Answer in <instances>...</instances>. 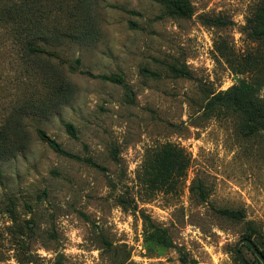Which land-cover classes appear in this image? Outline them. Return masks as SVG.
I'll use <instances>...</instances> for the list:
<instances>
[{"label": "rangeland", "instance_id": "374dc122", "mask_svg": "<svg viewBox=\"0 0 264 264\" xmlns=\"http://www.w3.org/2000/svg\"><path fill=\"white\" fill-rule=\"evenodd\" d=\"M187 1L184 14H171L152 0H0V264H183L178 248L187 264H241L235 247L249 233L262 248L264 130L245 136V115L203 108L211 93L254 80L236 70L246 55H264L250 30L263 0ZM83 16L90 34L65 39ZM26 39L60 59L30 54ZM100 74L121 76L132 98L92 76ZM38 129L104 170L59 155ZM166 143L184 148L190 166L179 193L152 196L138 175ZM142 214L176 248L146 240ZM240 251L262 264L244 244Z\"/></svg>", "mask_w": 264, "mask_h": 264}, {"label": "trees", "instance_id": "16d2710c", "mask_svg": "<svg viewBox=\"0 0 264 264\" xmlns=\"http://www.w3.org/2000/svg\"><path fill=\"white\" fill-rule=\"evenodd\" d=\"M152 1L162 5V7H164L168 13L171 14L176 12L184 14L189 6L187 0ZM127 12L131 13V11L128 10ZM22 20V24L25 25L23 30L29 31L31 28H33V24H28L27 19ZM203 21L207 25L216 27L226 26L229 23L228 20L222 17H205ZM93 28L94 26L89 20V17L83 16L79 19V21L76 20L74 22L68 23L66 31H72V35H66L65 39H80L81 37H87ZM250 28L252 37H254L256 40H264V0L261 2L258 12L256 13L254 24ZM25 48L32 55H46L49 58L60 59V56L57 53L35 45L32 39H26ZM221 54L223 55V52H221ZM80 64V59H76L74 64L71 65L70 69L73 72L78 70L80 71ZM237 66V73L253 74L254 80L241 81L239 84L234 85L225 91L211 93L208 96L206 104L203 108L204 115L225 116L233 113H241L247 118L245 124L241 128V133L245 136H251L264 130V98L260 95L261 90L264 89V55H246L242 58L241 62L237 63ZM143 72L148 71L144 70ZM92 76L105 82L122 85L126 90L128 98H132V91L121 76L101 74ZM66 129L74 138L77 137L75 127L72 124H66ZM37 134L43 142L48 144V146L59 155L79 161H84L97 169L104 170L103 167L91 159L84 160L79 156L68 152L61 146L60 143H58L54 138L50 137L42 129H38ZM5 136V132L0 133V140L5 138ZM190 161V155L184 148L172 143L163 144L152 150L151 154L145 159L141 171L139 172L138 179L141 185H143L144 188H146V190L152 194V196L159 193L177 194L181 190V186L185 181L187 171L190 166ZM196 189L198 190L200 197L204 199L205 190L202 183H199L196 186ZM118 204L125 210L129 209L127 199L124 197L119 198ZM216 212L233 221H239L245 218V213L242 210L216 209ZM10 213L12 215L13 221L17 223L18 220L15 216L13 208L10 209ZM142 220L143 231L146 235V240L155 239L164 247H175L168 237L166 230L155 225L149 216L142 214ZM28 223L29 221L27 224ZM19 231L23 232L22 226L19 227ZM245 239H249L254 243L251 233L245 235ZM244 245L251 250L249 245ZM257 248L264 257V241L262 248L260 249L258 246ZM178 253L180 255L181 262L183 264H187L186 254L180 248H178ZM55 264H63V262L60 258H58ZM192 264H196V262L193 260Z\"/></svg>", "mask_w": 264, "mask_h": 264}, {"label": "water", "instance_id": "95a60500", "mask_svg": "<svg viewBox=\"0 0 264 264\" xmlns=\"http://www.w3.org/2000/svg\"><path fill=\"white\" fill-rule=\"evenodd\" d=\"M242 244H247V245H249L250 248H251V250L253 251V253H254V254L256 255V257L259 259V261H260L262 264H264V257H263V255L261 254V252L259 251V249L257 248V246H256L251 240H249V239H242V240H240V241L237 243L236 247H235V251H236V253H237V255H238V258H239L241 264H249V263L246 261V259L244 258L242 252L240 251V246H241Z\"/></svg>", "mask_w": 264, "mask_h": 264}]
</instances>
